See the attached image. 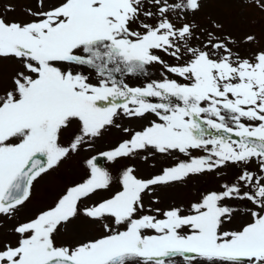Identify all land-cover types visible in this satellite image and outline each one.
I'll return each instance as SVG.
<instances>
[{"label": "snow or ice", "instance_id": "snow-or-ice-1", "mask_svg": "<svg viewBox=\"0 0 264 264\" xmlns=\"http://www.w3.org/2000/svg\"><path fill=\"white\" fill-rule=\"evenodd\" d=\"M248 2L264 9V0ZM200 6V0H36L29 21L0 17V62L18 65L11 88L0 94V218L11 220L39 178L121 114L156 119L101 153L108 161L149 149L188 158L149 179L128 167L119 191L81 209L112 180L96 157L88 159L87 180L12 227L15 242L0 245V264H264V50L241 58L229 47L235 41L213 32L193 46L199 36L187 16ZM171 17L184 22L177 27ZM153 65L161 67L160 80L124 82ZM65 132L67 146L59 142ZM193 150L205 155L194 157ZM229 164L240 171L222 190L183 207L145 208L144 195L155 187ZM229 200L240 201L245 215L238 228L222 231L238 211ZM81 215L105 234L58 245L56 234Z\"/></svg>", "mask_w": 264, "mask_h": 264}, {"label": "rangeland", "instance_id": "rangeland-1", "mask_svg": "<svg viewBox=\"0 0 264 264\" xmlns=\"http://www.w3.org/2000/svg\"><path fill=\"white\" fill-rule=\"evenodd\" d=\"M201 6L198 12L187 16V22L194 24L195 36L199 38L211 31L216 37L223 39L229 37L235 44H229L233 52L241 56L253 53L256 50H264V9L248 0H200ZM56 3V0H48V5ZM47 6V5H46ZM11 8L12 11H5ZM36 10V0H0V17L6 22H25L32 19L27 14L28 9ZM179 25L178 21L172 17ZM146 23H152L148 20ZM213 25H220L217 30ZM253 36L252 42H245L247 36ZM17 64L9 61L0 62V94L11 88L10 77L17 68ZM146 76H125L123 80L131 87H141L151 80L161 79L160 65L150 66ZM166 74V73H165ZM120 78V77H118ZM150 102H157L150 98ZM156 117L149 114L143 118L126 117L121 114L116 118L113 126L107 127L102 134L93 141L82 145L79 151L71 153L60 165L49 173L39 178L32 187V194L27 201L9 220L0 218V245L6 241L15 242V236L11 233L12 227L27 221L37 212L47 208L66 190L67 187L82 183L90 177V170L86 161L96 157L97 167L107 171L112 180L107 189L99 190L90 198L81 202V209L103 199L110 198L120 190L119 179L126 168L134 169V175L138 179H149L160 174L163 168L171 167L181 160L188 159L179 153L163 155L149 149L139 152L134 156L120 157L115 161H108L100 154L112 150L119 143L130 139L136 131H141ZM124 129H128L127 132ZM68 133H62L60 143L67 146ZM194 157L205 155L201 150H193ZM255 170L256 164L248 165ZM240 171V168L229 164L227 167L217 169L214 172H205L200 175H192L185 181L167 186H157L151 195H144L145 208H160L166 210L171 206H187L196 202L202 194L210 191H220V185L233 179V175ZM158 200L159 203L151 204V200ZM227 204L238 207L237 215L230 223H226L222 231L234 230L239 227L241 217L245 215L244 208L240 201L229 200ZM115 228L116 226L113 225ZM104 230L85 217L78 216L68 223L56 234L58 245H76L77 243L93 238H99Z\"/></svg>", "mask_w": 264, "mask_h": 264}, {"label": "water", "instance_id": "water-1", "mask_svg": "<svg viewBox=\"0 0 264 264\" xmlns=\"http://www.w3.org/2000/svg\"><path fill=\"white\" fill-rule=\"evenodd\" d=\"M234 139H236V138L234 137Z\"/></svg>", "mask_w": 264, "mask_h": 264}, {"label": "trees", "instance_id": "trees-1", "mask_svg": "<svg viewBox=\"0 0 264 264\" xmlns=\"http://www.w3.org/2000/svg\"><path fill=\"white\" fill-rule=\"evenodd\" d=\"M245 56H247V55H245Z\"/></svg>", "mask_w": 264, "mask_h": 264}]
</instances>
